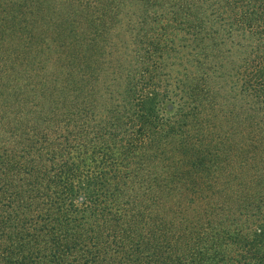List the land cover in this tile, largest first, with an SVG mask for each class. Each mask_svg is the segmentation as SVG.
<instances>
[{
    "label": "trees",
    "instance_id": "obj_1",
    "mask_svg": "<svg viewBox=\"0 0 264 264\" xmlns=\"http://www.w3.org/2000/svg\"><path fill=\"white\" fill-rule=\"evenodd\" d=\"M179 1L0 0V264H264V0Z\"/></svg>",
    "mask_w": 264,
    "mask_h": 264
},
{
    "label": "rangeland",
    "instance_id": "obj_2",
    "mask_svg": "<svg viewBox=\"0 0 264 264\" xmlns=\"http://www.w3.org/2000/svg\"><path fill=\"white\" fill-rule=\"evenodd\" d=\"M164 1V0H163ZM184 0H180L179 2H183ZM179 2H177V3H179ZM197 3H198V5H199V3H200V1L199 0H197ZM201 7V6H200ZM225 7L227 8V9H229V7L227 6V5H225ZM164 13V12H163ZM52 16H53V14L52 13H50ZM164 14H167V13H164ZM185 17V16H184ZM184 17H181V18H184ZM170 21H171V23L174 25L175 23H176V20H175V18L174 19H172V18H170ZM179 21H181V19H179ZM145 25L147 26V28L148 29H152L153 27H155V24L152 22V23H150L149 22V20H147V22L145 23ZM182 26H185L184 25V23H183V25ZM140 27H142L141 25H140ZM56 29V28H55ZM58 32H59V29H56ZM53 35V34H52ZM51 34L49 35H46L45 36V38H46V40L42 43L41 42V40H40V38L38 37V36H36L35 38H38V42L42 45H44V43H48L50 40H51V38L53 37Z\"/></svg>",
    "mask_w": 264,
    "mask_h": 264
}]
</instances>
